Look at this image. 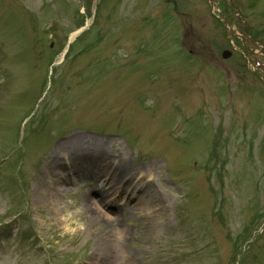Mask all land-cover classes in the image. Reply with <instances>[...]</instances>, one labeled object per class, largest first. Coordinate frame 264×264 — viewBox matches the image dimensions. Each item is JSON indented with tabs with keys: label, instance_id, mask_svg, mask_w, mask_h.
I'll return each instance as SVG.
<instances>
[{
	"label": "rangeland",
	"instance_id": "obj_1",
	"mask_svg": "<svg viewBox=\"0 0 264 264\" xmlns=\"http://www.w3.org/2000/svg\"><path fill=\"white\" fill-rule=\"evenodd\" d=\"M236 2L264 40V0ZM203 4L0 0V264H264V88L223 60ZM72 133L107 138L115 176L80 165L63 221L41 183ZM141 175L145 213L103 206ZM94 197L124 232L91 224Z\"/></svg>",
	"mask_w": 264,
	"mask_h": 264
},
{
	"label": "bare ground",
	"instance_id": "obj_2",
	"mask_svg": "<svg viewBox=\"0 0 264 264\" xmlns=\"http://www.w3.org/2000/svg\"><path fill=\"white\" fill-rule=\"evenodd\" d=\"M108 142L109 140L104 137L91 136L82 133H72L55 146V151L53 155L50 156L51 160L48 163L47 167V171H49L51 178L49 181H43L41 183V186L45 187L42 196L44 203H48L49 205L56 207L57 213L59 216H61V219L63 221L69 219V216L66 215V213L64 214L67 208L66 204L58 207L57 202L56 200H54V198H61L60 194L63 195L66 192V185H68V183L73 182V174L79 170L80 165H90L92 168V172L90 173L95 177H97L100 172L106 171V176H99L97 178L100 179L101 184H103L105 180H107V184L113 183L115 175H112V172L110 171V167H112L113 164L105 162L104 159V157L107 155L106 145ZM80 154H83L82 159L79 156ZM119 158L120 163L118 162L115 165H118L116 168L121 171L122 168L120 167V165L126 167L127 165L125 163H121V160L123 159H121L120 156ZM66 167H68V169ZM143 179L144 175L133 176L130 177V179L125 183L120 182L117 185L114 184L115 188L111 195H109L108 197H102L101 203L103 204V206H108L110 204H114V202L117 200V197H119L118 200L134 201L136 204L139 205V213H145L143 207L146 206L147 208L150 205L151 200L144 198L143 194L142 196L137 194V191L140 190V186L142 185ZM98 195L102 196L100 189H98ZM87 201L89 205V210L93 212L91 224H93L94 226H97L98 224L103 225L102 228L106 230L104 233L107 234L109 237L110 235H112V233H114L115 235V232L119 233L121 231H125V227L123 226L121 228H116L114 226V223L120 224V215L112 216L109 213L105 212L101 207L98 208L99 206L95 205L97 204L96 197H94L93 200L90 198ZM98 209L99 212L104 211L105 214L100 215ZM134 210L135 209L133 206L132 211ZM100 216H102L101 218L105 219V224H102L101 221L98 222V217ZM70 220L72 219L70 218ZM113 246H115L114 243L106 241V247L109 248Z\"/></svg>",
	"mask_w": 264,
	"mask_h": 264
},
{
	"label": "water",
	"instance_id": "obj_3",
	"mask_svg": "<svg viewBox=\"0 0 264 264\" xmlns=\"http://www.w3.org/2000/svg\"><path fill=\"white\" fill-rule=\"evenodd\" d=\"M224 56H228L227 53H224Z\"/></svg>",
	"mask_w": 264,
	"mask_h": 264
}]
</instances>
